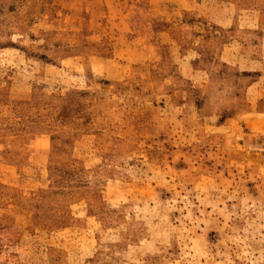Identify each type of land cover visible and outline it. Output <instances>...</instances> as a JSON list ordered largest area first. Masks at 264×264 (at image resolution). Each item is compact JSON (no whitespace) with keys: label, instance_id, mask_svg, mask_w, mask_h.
Segmentation results:
<instances>
[{"label":"rangeland","instance_id":"1","mask_svg":"<svg viewBox=\"0 0 264 264\" xmlns=\"http://www.w3.org/2000/svg\"><path fill=\"white\" fill-rule=\"evenodd\" d=\"M0 264H264V0H0Z\"/></svg>","mask_w":264,"mask_h":264}]
</instances>
